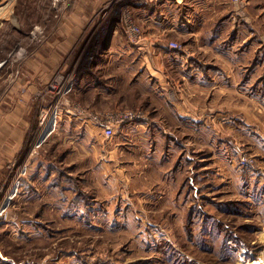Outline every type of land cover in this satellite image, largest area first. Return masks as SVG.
I'll return each instance as SVG.
<instances>
[{
  "label": "crops",
  "instance_id": "crops-1",
  "mask_svg": "<svg viewBox=\"0 0 264 264\" xmlns=\"http://www.w3.org/2000/svg\"><path fill=\"white\" fill-rule=\"evenodd\" d=\"M87 1L90 7L81 4L80 14L88 9L89 15H97L104 7ZM109 5L112 12L114 4ZM132 16L143 34L139 38L127 36L123 21L110 17L112 32L103 40L104 48L92 54V69L82 72L76 68L78 79L69 100L79 103L71 105L87 111L143 107L150 113L145 121L136 122L137 126L119 125L107 139L99 126L85 115L72 113L71 106L65 105L57 130L34 158H27V136L29 140L35 131L28 132L33 124L32 108L19 107L17 88L7 92L0 84L5 89L2 93L0 89V180L8 184L19 177L13 209L18 201L28 204L41 199L45 204L43 209L22 211L23 216L11 211L9 219L0 223L5 224L13 239L18 240L19 231L26 233V238L39 234L44 222L51 221L45 218L63 219L67 214L70 217L73 209H67V200L86 195L78 190L80 182L88 180L86 188L99 187L107 196L121 182L115 173L136 168L140 184L141 180L144 184H159L160 181L152 180L172 177L171 168L163 164L180 154H185V161L193 169L196 152L192 145L194 141L199 144L200 139H206L202 145L213 146L219 137L229 136L237 152L247 142L253 150L264 147V124L259 117V112H264V64L261 66L258 61L264 58V0H139ZM84 20L83 26L95 24L88 18ZM104 20L102 17L99 22ZM116 22L121 24L122 32L115 28ZM85 38L81 36V42ZM49 39L50 46L53 40ZM66 41L58 45L64 54ZM169 41L180 42L184 48L170 49ZM57 42H61L60 37L54 41ZM17 74L16 80L21 78ZM259 124L263 129H259ZM134 136L139 139L138 160L136 167H132V162L127 168L121 159V147ZM54 139H58L57 161L47 149ZM61 147L63 151H59ZM205 154L198 159L199 170L208 168ZM24 164L27 173L21 174ZM83 172L85 176L79 175ZM196 174L201 177L199 171ZM194 175L189 178L194 180ZM18 217L35 219L18 226ZM36 223L41 225L35 227ZM17 245H5L0 240V264H35L30 255L17 257ZM45 263L76 264L47 255L38 264Z\"/></svg>",
  "mask_w": 264,
  "mask_h": 264
},
{
  "label": "rangeland",
  "instance_id": "rangeland-1",
  "mask_svg": "<svg viewBox=\"0 0 264 264\" xmlns=\"http://www.w3.org/2000/svg\"><path fill=\"white\" fill-rule=\"evenodd\" d=\"M85 1L0 0V84L8 89L7 92L12 87L17 88L18 106L32 108L33 124L28 132L35 131L29 140L27 136L24 151H28L27 158H34L36 151L41 149L29 153L39 126L40 110L54 98V94H48L51 84L58 77H70L75 86L78 79L76 68L82 72L92 69V54L104 48L103 40L112 32L109 18L116 21L120 18L127 36L130 33L129 20L142 29L132 16V9L137 4L128 7L122 4L124 1L130 3V0H114L115 3L90 0L104 5L93 16L89 15L91 10L88 9H83L80 14L81 4L90 7ZM109 4H114L112 12ZM102 17L105 20L100 23ZM84 18L95 24L83 26ZM117 24L115 28L122 32L121 24ZM81 36L86 37L82 42ZM59 37L61 42L54 43ZM48 38L53 40L50 46ZM64 39H69L62 49H67L65 54L58 49ZM258 61L263 66L264 58ZM75 62L77 67H74ZM16 74L21 78L14 79ZM0 89L1 93L5 91ZM71 93L67 96L69 104H79L69 100ZM123 109L142 110L145 118L140 122L145 121L150 113L143 107ZM259 117L260 123L264 124V112H259ZM260 128L263 129L259 124ZM204 140L200 139L199 144L194 141L192 145L199 153L193 154L196 159L193 169L185 161V154H180L177 159L171 158L163 164L165 168H171L169 174L171 172L172 177L153 179L152 182L160 181L153 185L144 184L143 180L140 184L136 168H128L132 162H135L132 167H136L139 152V139L131 137L125 147H121V159L128 170L115 173L121 182L112 187L111 195L105 196L99 187L86 188L88 180L80 182L78 190L86 195L77 196L71 202L67 200V209H73L70 217L67 214L63 219L45 218L51 221L42 223L44 227H40L39 234L26 238V233L19 231L18 240L9 235L8 228L5 229L2 223L0 240L5 245L18 243L14 247L17 257L22 259L30 255L35 264L41 263L46 255L50 259L59 256L62 261L76 264H264V147L253 150L247 142L237 152L229 136L219 137L213 146L202 145ZM57 148L58 139L47 146L50 157L54 156L53 161L58 160ZM244 153L252 159V166L240 163ZM204 154L208 155L204 162L208 168L199 170L201 162L198 159ZM83 174L85 176L84 172L79 175ZM129 174L132 176L127 180ZM193 174L194 180H191L189 177ZM40 200L28 204L18 201L16 209H13L12 201L9 216L11 211L23 216L22 211L45 208ZM33 219L18 217L15 221L20 226V223ZM37 224L41 225L36 223L34 226Z\"/></svg>",
  "mask_w": 264,
  "mask_h": 264
},
{
  "label": "built area",
  "instance_id": "built-area-1",
  "mask_svg": "<svg viewBox=\"0 0 264 264\" xmlns=\"http://www.w3.org/2000/svg\"><path fill=\"white\" fill-rule=\"evenodd\" d=\"M113 3L114 0H113ZM122 4L125 7L130 6V4H138V1L132 2L130 0V3L128 1H124ZM131 5V6H132ZM240 15V14H239ZM129 24V35L130 36H141L143 34V30L140 27H136L133 25L131 20L128 22ZM182 43L177 41H169L168 47L170 49L175 50H182ZM74 88V80L73 78H66L65 77H58L53 81V83L50 86L48 94L51 92V94H54V98L51 101L49 105H44L40 110V120H39V126L37 131L34 134L33 140H32V147L29 151V153H33L36 148H40L43 143H45L50 136L57 130L59 125V120L61 117L62 112L64 111L65 105H70L67 99V96L71 93V91ZM65 99V102L63 101ZM72 113L75 114H82L87 117V119L92 122L93 124L99 126L102 131L103 135L106 138H111L115 134V128L119 125H123L124 123H136L140 122L145 118V113L140 109H123V108H115L111 110L106 111H93V110H85L81 108L80 106L76 105H70ZM43 135L40 139V136ZM40 139V141H39ZM39 141V142H38ZM240 163L243 166H252V159L244 153L241 156ZM27 172V165L24 164L21 169V174H26ZM17 180V190L14 193V196L12 197L11 201L2 208L3 203L5 201V198L11 189L12 184ZM20 187V180L19 177L12 180L10 183L6 184L5 181H0V223L2 221L9 219V206L11 205L14 198L17 196L19 192ZM2 208V209H1Z\"/></svg>",
  "mask_w": 264,
  "mask_h": 264
},
{
  "label": "bare ground",
  "instance_id": "bare-ground-1",
  "mask_svg": "<svg viewBox=\"0 0 264 264\" xmlns=\"http://www.w3.org/2000/svg\"><path fill=\"white\" fill-rule=\"evenodd\" d=\"M42 136L43 135L40 136V139H41ZM40 139H39V141H40ZM16 190H17V180L12 184L11 189L9 190V192H8L6 198H5V201L3 203L2 208H4L5 206H7V204L11 201V199L14 196V193H15Z\"/></svg>",
  "mask_w": 264,
  "mask_h": 264
}]
</instances>
